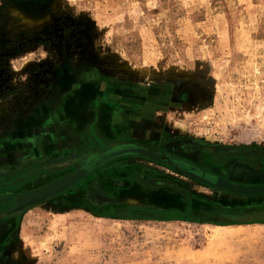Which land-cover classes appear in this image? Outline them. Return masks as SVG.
Wrapping results in <instances>:
<instances>
[{"label":"rangeland","instance_id":"1","mask_svg":"<svg viewBox=\"0 0 264 264\" xmlns=\"http://www.w3.org/2000/svg\"><path fill=\"white\" fill-rule=\"evenodd\" d=\"M106 118L114 138L204 162L264 149V0H0V181L75 154L83 134L105 140ZM131 159L107 166L127 174ZM182 181L193 200L178 209L121 216L114 203L135 201L114 199L119 181L8 213L0 264H264V222L219 224L208 212L225 195Z\"/></svg>","mask_w":264,"mask_h":264},{"label":"flooded vegetation","instance_id":"2","mask_svg":"<svg viewBox=\"0 0 264 264\" xmlns=\"http://www.w3.org/2000/svg\"><path fill=\"white\" fill-rule=\"evenodd\" d=\"M33 2H37L38 0H32ZM87 111V110H86ZM109 114V111L104 110L102 115L105 113ZM88 113V111H87ZM88 117V116H87ZM108 117V116H107ZM73 119V118H72ZM103 118L101 117V120ZM74 123L77 127H83L87 121V118L82 123H78L75 119H73ZM107 122V118H106ZM108 124V122H107ZM101 125V123H100ZM110 127L111 134L106 133L102 128V134L104 135L105 140L96 141L98 139L99 134L96 133L95 136L92 135V138L86 137L83 134V137H80L79 149L75 154L72 155H62L56 156L43 164H38L35 166H31L30 168L19 172L18 174L9 178V180L0 181V186L9 185V184H17L22 182V185L31 182L33 179L29 181H25L30 177H34L37 174H48L53 176L51 182L57 181L62 177L74 173L79 169H83L86 172V175L80 179L78 182L69 186L65 189L64 192L70 193L71 189L75 186H78L76 189H81V186H84L86 190L95 192L96 194L106 195L104 187L108 184L104 178V172L110 171L117 172L118 170L110 169L107 165L112 162H116L119 159L129 158L132 159L129 162L135 163L133 164V168H129L128 165L124 166L127 168V174H116L115 177L118 181L121 182L114 189L113 193L115 197L118 196L123 190H127L129 187H133V184H136V181L140 182L143 187L146 188H155L151 186H146L143 184L145 181L149 179H158L161 181L163 186H158L165 191H172L176 194V189L170 186V183L176 184L177 186L186 188L182 179L189 180L194 179L197 183V179L194 178V175L204 174L209 175L210 179L215 181L217 178H221L225 181H228L234 185H243V186H255L264 184V149L257 150H240L237 153H230L231 155L224 157L221 153L212 154V159L208 162H204L205 158L201 156V154H196L192 149V151H188L187 149H182L183 151L180 153H176V151H168L164 148H155L152 146H148L145 144H137L130 140H124L120 138H114L116 134H114V129L108 124ZM87 135V134H86ZM95 137V138H94ZM95 140H94V139ZM93 141V143H91ZM92 144L88 146L87 143ZM94 142H99L98 144H94ZM86 143V144H85ZM141 148L145 150H150L157 157L151 158L149 156H141L133 152L134 149ZM223 150H228L231 152V148L219 149L220 152ZM247 154V155H244ZM136 159H142L144 162L142 166L141 162L136 161ZM131 164V165H132ZM160 165L162 168L170 169L176 172V176L172 175L169 172H162L161 168H156L157 165ZM129 168V169H128ZM51 173V174H50ZM172 175V176H171ZM100 176V177H99ZM190 178V179H189ZM198 178V177H197ZM25 181V182H23ZM103 181L107 184H103ZM116 184V182H115ZM200 184V183H199ZM81 185V186H80ZM104 186V187H103ZM113 187L111 184L110 187ZM37 187V186H36ZM211 189L215 186H207ZM7 188V187H6ZM35 189V188H34ZM173 189V190H172ZM33 189L29 190H21L23 192L16 194H23L29 192ZM175 190V191H174ZM179 192V191H178ZM223 193L230 194L234 197H245V195L233 193L229 191H222ZM16 194H4L3 197H6L7 200L3 203L6 206V209L0 211V222H3L5 219L11 217H17L16 215H7L5 211L8 208H12L14 206L15 198L13 195ZM63 194V193H61ZM60 194V195H61ZM182 194V193H181ZM186 195V192L185 194ZM188 195V194H187ZM191 196H193L191 194ZM259 195H248V197H258ZM181 197V196H180ZM192 200V197H191ZM182 201V200H181ZM9 204V205H8ZM119 206V205H118ZM117 214H121V216H131V215H139L142 211V208L138 207H125L119 206L117 208ZM178 209V208H177ZM257 209V208H256ZM250 210V211H238L236 209L231 210H223V209H210L208 215L213 218L212 220L216 222H222L224 219H229L231 222H244V221H264V210ZM151 212H160L161 210H150ZM202 220H208L209 218L201 217Z\"/></svg>","mask_w":264,"mask_h":264},{"label":"crops","instance_id":"3","mask_svg":"<svg viewBox=\"0 0 264 264\" xmlns=\"http://www.w3.org/2000/svg\"><path fill=\"white\" fill-rule=\"evenodd\" d=\"M85 175H86V173H85ZM113 175L115 176L116 174H115V172H111V170L104 172V175H103L104 178L103 179L105 181L107 180L106 182L108 184L105 183V181H103V184H107V186H110L112 183L115 184V182H119L116 179V177H113ZM203 175L204 174L194 175V178L198 180L197 183H200L203 186H213L212 183H214L216 180L213 181V179H210V177H208L209 175H205V177ZM83 177H81L80 179H82ZM190 180L193 182H196L194 179H190ZM213 188H216L213 190H215L219 193H223L222 191H226V190H223V189H220L217 187H213ZM183 189L185 190L186 195L188 194L189 198H191L192 196H191V193L189 191V188L188 187L184 188V186H183ZM176 192L179 194H171V193L165 191L164 189H162L160 187L146 188V187H143V185L140 182L136 181V184H133V187L131 186L127 190H123L121 193L118 194V196L116 198H114L115 200L117 198H126L129 200L131 199L135 202H133V203L115 202L114 204H117V205L122 206V207L125 206L127 208H129V207L142 208V211H149L153 208L159 209V210L177 209L180 207V204L178 203V201L182 202L184 200L185 195L181 194V192H178V191H176ZM223 194L225 196L220 195L218 200L216 197L213 198L215 201H217V203H215L216 205H215V207L213 206L212 209H216V206H217L218 207L217 209H223V210L236 209L238 211H243V210L244 211H250V210H255L256 208H257L256 210H258V211L264 210V193L242 194V195H245V197H243V196L234 197L230 194H226V193H223ZM98 195H100V194H98ZM248 195H259V196L253 198V197H248ZM136 204H138V205H136ZM187 204H189L190 208L193 209V211H194V206H192L194 204L192 202L187 203ZM244 222H247V221H244ZM251 222H264V221L259 220V221H251ZM217 223H219V224H232L235 222H231L229 219H226V220L224 219L221 223L220 222H217Z\"/></svg>","mask_w":264,"mask_h":264},{"label":"water","instance_id":"4","mask_svg":"<svg viewBox=\"0 0 264 264\" xmlns=\"http://www.w3.org/2000/svg\"><path fill=\"white\" fill-rule=\"evenodd\" d=\"M134 153L139 154L141 156H149L152 158H156V155L151 152L150 150H145L141 148H137L133 150ZM85 170L79 169L78 171L74 173H70L61 179L36 190L29 191L23 194H16L14 195L15 198V205L10 209L8 208L5 213H13V212H18L23 210L24 208L37 204L47 197L53 196L60 191H63L64 189L68 188L70 185L74 184L77 182L81 177L85 175ZM143 184L146 186H151V187H158V186H163L160 180L158 179H149L145 181ZM172 188L178 190L182 194H185V190L176 184L170 183ZM213 186L233 192V193H238V194H260L264 193V184L263 185H255V186H243V185H234L228 181H225L221 178H217L214 183H212ZM7 198H2L0 197V203H3L6 201Z\"/></svg>","mask_w":264,"mask_h":264}]
</instances>
